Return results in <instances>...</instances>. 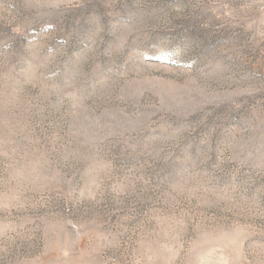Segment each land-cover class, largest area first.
Wrapping results in <instances>:
<instances>
[{
	"label": "rangeland",
	"instance_id": "obj_1",
	"mask_svg": "<svg viewBox=\"0 0 264 264\" xmlns=\"http://www.w3.org/2000/svg\"><path fill=\"white\" fill-rule=\"evenodd\" d=\"M0 264H264V0H0Z\"/></svg>",
	"mask_w": 264,
	"mask_h": 264
}]
</instances>
